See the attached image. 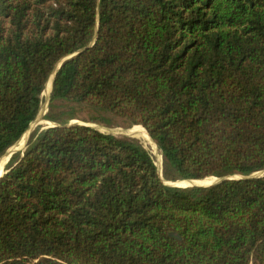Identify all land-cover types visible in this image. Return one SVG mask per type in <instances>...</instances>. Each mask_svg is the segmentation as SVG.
I'll return each instance as SVG.
<instances>
[{
  "label": "trees",
  "instance_id": "trees-1",
  "mask_svg": "<svg viewBox=\"0 0 264 264\" xmlns=\"http://www.w3.org/2000/svg\"><path fill=\"white\" fill-rule=\"evenodd\" d=\"M69 56L0 178V264H264V176L168 186L87 126L170 182L264 171V0H0V158Z\"/></svg>",
  "mask_w": 264,
  "mask_h": 264
},
{
  "label": "rangeland",
  "instance_id": "rangeland-1",
  "mask_svg": "<svg viewBox=\"0 0 264 264\" xmlns=\"http://www.w3.org/2000/svg\"><path fill=\"white\" fill-rule=\"evenodd\" d=\"M49 84L47 86L46 91L44 92V102L42 105V109L38 115L37 120L32 124V126L29 128V130L26 132V134L23 136L21 141L12 148L11 152L13 154L19 153V152H24L26 147L28 146L29 142L31 141L32 137L36 134H39L45 127L50 126V122L43 121L41 119L44 118L47 112L46 108L47 107V99L49 96V91H48ZM49 104V103H48ZM81 123V122H80ZM91 125L95 128H97L99 131L106 133V134H111L117 138L120 139H125L129 141H133L137 143L138 145L142 146L144 149H146L152 156L154 163L160 173V176L162 177L164 183L168 186L171 185L172 182L167 181L163 177V157L162 154L158 148L157 143L151 138L149 139L147 135L144 132L141 131H132L133 128H128L124 123L121 121H118L116 125L113 126H106V125H99V124H88ZM154 145V146H153ZM2 174V168H0V175ZM214 178L206 179L203 181L196 182V184L193 182H178V186H183V185H209L214 182ZM184 188V187H183Z\"/></svg>",
  "mask_w": 264,
  "mask_h": 264
},
{
  "label": "water",
  "instance_id": "water-1",
  "mask_svg": "<svg viewBox=\"0 0 264 264\" xmlns=\"http://www.w3.org/2000/svg\"><path fill=\"white\" fill-rule=\"evenodd\" d=\"M93 44H94V42H93L92 44H90V46H92ZM71 57H73V56H69V57L65 58L64 60H62V61L58 64V66L56 67L54 73L51 75V77L49 78V80H48V82H47V84H46L45 91H46V89H47V86H48L50 80H51V84H52V86H53V81H54V78H55V72L57 71V69L60 68L61 65H62L65 61H67L68 59H70ZM45 91H44V92H45ZM51 92H52V87H51V91H50V94H49L48 99H47V102H48V103H49V100H50ZM48 103H47V107H48ZM47 110H48V108H46V111H45V112H47ZM37 118H38V116H37ZM37 118H36V120H37ZM36 120H35V121H36ZM41 120L46 121L44 118L41 119ZM35 121H34V122H35ZM34 122H33V123H34ZM46 122H49V121H46ZM33 123H32V124H33ZM50 123H51V122H50ZM32 124L30 125V127L32 126ZM74 124L86 125V124L80 123V122H78V121H72V122H70L69 126L74 125ZM54 126H55V124H52V123H51L50 126H47V127H45L44 129L49 128V127H54ZM87 126L93 127V126L88 125V124H87ZM30 127H29V128H30ZM93 128H95V127H93ZM44 129H43V130H44ZM95 129H97V128H95ZM28 130H29V129H28ZM97 130H98V129H97ZM25 134H26V133H25ZM25 134H24V135H25ZM24 135H23V136H24ZM22 138H23V137H22ZM22 138H21V139H22ZM21 139H20L15 145H13L10 149H8L7 152H6V153L0 158V161H1V162H0V168H2V174L0 175V178H2V177L4 176V174L6 173V172H5L6 166L8 165V163L10 162V160L12 159V157L16 154V153L13 154V152H11L12 148H13L14 146H16V145L21 141ZM27 147H28V146H27ZM27 147H26V149H27ZM26 149H25V150H26ZM158 173H159V171H158ZM159 175H160V173H159ZM263 176H264V171L258 172V173H256V174L250 176V177H242V176H224V177H222V178H214V179H215L214 182H213L211 185H209V186H205V187H210V186L216 185V184H218V183H220V182L227 181V180L245 179V178H260V177H263ZM187 181L193 182V181H196V180H187ZM178 182H179V181H177V182H172L170 186H172V187H180V186H178ZM187 187H195V186H187ZM184 188H186V187H184Z\"/></svg>",
  "mask_w": 264,
  "mask_h": 264
},
{
  "label": "bare ground",
  "instance_id": "bare-ground-1",
  "mask_svg": "<svg viewBox=\"0 0 264 264\" xmlns=\"http://www.w3.org/2000/svg\"><path fill=\"white\" fill-rule=\"evenodd\" d=\"M51 87H52V84H51V80H50V82H49V87H48V91H49V94H50V91H51ZM154 146V145H153ZM1 162V161H0ZM180 182H183V181H180ZM190 182V181H189ZM195 184H196V182H199V181H193ZM193 182H190V183H192L193 184ZM209 185H211V184H209ZM209 185H194L195 187H205V186H209Z\"/></svg>",
  "mask_w": 264,
  "mask_h": 264
}]
</instances>
